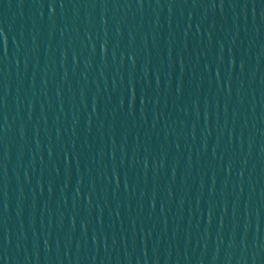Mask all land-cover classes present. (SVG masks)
<instances>
[{"label":"water","instance_id":"95a60500","mask_svg":"<svg viewBox=\"0 0 264 264\" xmlns=\"http://www.w3.org/2000/svg\"><path fill=\"white\" fill-rule=\"evenodd\" d=\"M0 264H264V0H0Z\"/></svg>","mask_w":264,"mask_h":264}]
</instances>
